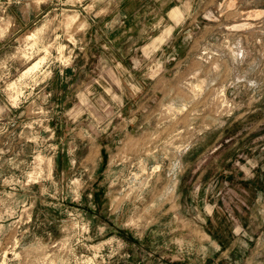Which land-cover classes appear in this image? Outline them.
<instances>
[{"label":"rangeland","instance_id":"374dc122","mask_svg":"<svg viewBox=\"0 0 264 264\" xmlns=\"http://www.w3.org/2000/svg\"><path fill=\"white\" fill-rule=\"evenodd\" d=\"M0 264H264V0H0Z\"/></svg>","mask_w":264,"mask_h":264}]
</instances>
